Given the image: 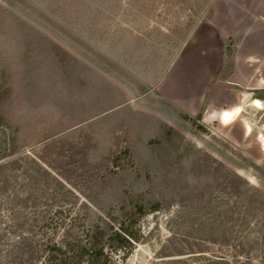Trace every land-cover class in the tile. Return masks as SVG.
I'll return each instance as SVG.
<instances>
[{
    "label": "rangeland",
    "instance_id": "374dc122",
    "mask_svg": "<svg viewBox=\"0 0 264 264\" xmlns=\"http://www.w3.org/2000/svg\"><path fill=\"white\" fill-rule=\"evenodd\" d=\"M256 2L0 0V264H44L136 202L162 207L109 264H264V105L225 125L177 88L202 25L230 34Z\"/></svg>",
    "mask_w": 264,
    "mask_h": 264
},
{
    "label": "crops",
    "instance_id": "0c3cea01",
    "mask_svg": "<svg viewBox=\"0 0 264 264\" xmlns=\"http://www.w3.org/2000/svg\"><path fill=\"white\" fill-rule=\"evenodd\" d=\"M237 20L227 35L210 24L202 25L180 60L198 70V77L195 76L193 81L177 80L178 89L192 92L184 98L187 111L194 108V113L202 114L208 97L210 116L218 120L214 115L222 109L219 117L225 125L242 115L244 108L241 104L245 108L258 109H263L264 105V0H257L256 10L241 14ZM190 87L192 89L188 90ZM246 93L253 97L252 106H247L244 101ZM238 106L243 111L232 121L224 123L222 113ZM247 125V132L251 133L252 126L249 122L246 128Z\"/></svg>",
    "mask_w": 264,
    "mask_h": 264
},
{
    "label": "trees",
    "instance_id": "16d2710c",
    "mask_svg": "<svg viewBox=\"0 0 264 264\" xmlns=\"http://www.w3.org/2000/svg\"><path fill=\"white\" fill-rule=\"evenodd\" d=\"M187 119L199 127L201 115L196 119L187 116ZM161 207L160 202H136L131 209L123 212L116 227L108 224L109 227L105 228L101 224H95L93 229L87 230L85 238L73 239L64 245L49 242L45 250L44 264H109L110 255L107 249L110 252L124 250L131 253L134 244L142 238L140 219L144 215L159 211Z\"/></svg>",
    "mask_w": 264,
    "mask_h": 264
}]
</instances>
